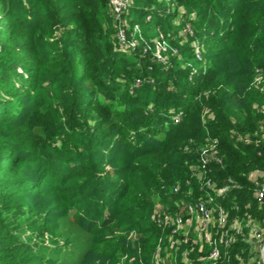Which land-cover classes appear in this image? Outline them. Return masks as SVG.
Returning a JSON list of instances; mask_svg holds the SVG:
<instances>
[{
	"label": "trees",
	"instance_id": "trees-1",
	"mask_svg": "<svg viewBox=\"0 0 264 264\" xmlns=\"http://www.w3.org/2000/svg\"><path fill=\"white\" fill-rule=\"evenodd\" d=\"M63 1L0 0V264H45L47 251L28 234L31 220L20 216L31 196L44 189L64 199L72 196L66 201L72 208H86L82 218L63 212L49 218L63 242L50 257L53 264H86L92 257L106 264L117 245L134 264H186L185 249L190 264H206L199 260L205 247L201 253L199 244L171 247L169 230L148 218L154 214V196L164 205L163 213H176L204 193L226 187L221 197L230 222L245 219L244 213L254 222L264 221V206L254 197L249 176L256 170L264 174V139L257 144L242 140L259 121L244 91L250 79L248 58L257 48L248 45L244 55L235 54L232 46L242 39L241 28L235 40L220 47L230 38L235 4L246 0H172L173 11L158 5L159 0H132L126 17L154 36L172 23L180 5L207 18L206 33L194 31L199 47H207L202 59L193 48L183 59L173 56L169 65L155 61L151 51H118L116 41H103L96 14L110 11L109 0H66L86 17L78 30L61 31ZM186 16L179 29L187 22L192 26ZM44 30L60 35L42 41L36 34ZM257 67L264 70V61ZM43 72L55 85L52 91L44 88L46 100L33 99ZM215 88L217 95L205 97ZM209 113L215 114L212 120ZM56 119L65 141L71 142V136L78 140L58 152L43 147L57 143L50 130ZM205 149L210 157L203 159ZM123 152L128 163L109 168ZM29 157L41 165L34 175L24 173ZM194 170L212 187L205 190ZM17 200L28 203L25 210ZM121 201L127 206L121 208ZM132 210L145 216L134 221ZM124 212L137 238L120 244L118 236L109 234ZM160 239L162 251L155 260ZM230 249L232 263L236 256L246 259L247 243L237 241Z\"/></svg>",
	"mask_w": 264,
	"mask_h": 264
},
{
	"label": "rangeland",
	"instance_id": "rangeland-1",
	"mask_svg": "<svg viewBox=\"0 0 264 264\" xmlns=\"http://www.w3.org/2000/svg\"><path fill=\"white\" fill-rule=\"evenodd\" d=\"M132 0H129V6L132 3ZM62 4H66V12L64 13L65 16L61 20L62 26L61 31L68 30V31H74L78 30L79 24L83 21V19L86 17L85 14L79 13L77 5L74 3H70L69 1L66 2L64 0ZM158 5H161V7L164 9L173 11L176 7L174 2L172 0H159ZM129 6L123 11V13L119 16V18H116L113 12V9L111 5H109L110 11L106 12L104 14L97 13L96 18L98 20L99 26L101 27V30L99 31L100 37L103 38V41H108L110 39L116 41V49L118 51L123 52H129L132 49L140 48V54L145 55L149 51H151V55H153L154 60L160 62L163 65H169L170 60L173 56H177L180 59H183V57L187 54V52L191 49L199 48V43L197 40V37H195V33L198 31H204V25L207 21V18H205L203 15H198L197 10L193 9H185L181 5L177 8L178 14H176L175 18L172 20V23H167L163 25L162 29L157 30V33H155V36L150 32L149 34L145 33V30L142 29L138 24H131L129 19L126 17L128 12L130 11ZM236 13H234L231 17V27L232 30L230 34V38L227 40V42L220 46L222 49H225L227 45H229L233 40L236 39V36L239 34L237 33V29L241 28L244 30V34L239 35L242 36V39L239 42H235L236 44L232 46V49L235 52L237 56L244 55V52L246 51V48L248 45H254L257 48V52L253 55L249 56L250 64V70L249 75L250 79L247 81V88L244 90L245 93L249 96L250 101V113L253 114V112H256L257 115H259V121L257 124V128L255 127L251 134L249 135H243L244 140L246 143H254L257 144L259 142V138L264 139V115L262 114V106H264V70L257 67V65L264 61V0H246L241 1L238 4H235ZM186 15H190V18L192 19V26H190L189 22H187L183 27L179 29V24L184 20V17H187ZM246 15V17H244ZM220 19V18H219ZM118 24H123L126 32H125V42L130 45L129 43H134V45L129 46L132 48H123L122 45L117 42L116 39V27ZM188 26L191 30L190 33L185 32V26ZM162 31H165L166 34H163ZM98 33V31H97ZM206 33V32H205ZM60 33L58 31H54L53 34L47 31H41L36 34L37 37L41 38L42 41L50 42L52 41L53 37H58ZM162 36V39L160 38ZM163 42V44H161ZM161 44V45H159ZM163 47V49L161 48ZM203 47V48H202ZM202 49H204V52H207L206 45H203ZM263 51V52H262ZM225 54V51L221 50V56ZM195 55V52H194ZM159 56V58H157ZM220 56V57H221ZM208 61H211L209 58ZM215 63H218V61ZM218 65V64H216ZM222 64L219 66L221 67ZM252 73V74H251ZM140 83V82H139ZM138 83V84H139ZM136 84V82H135ZM136 84V85H138ZM55 85L54 81H51L46 78V73H41L40 80L38 84V90L34 93L32 96L33 99L36 98H45L43 95L44 88H49L50 91H52L53 87ZM217 89L215 88L213 91L209 90V92L205 93V97H208L210 95H217ZM55 91V90H53ZM47 98H45L46 100ZM251 99V100H250ZM208 112V111H207ZM208 116L209 119H213L215 114L209 113ZM60 121L57 119L52 121L51 123V133L52 135H55V138H57V143L54 145L50 143H45L43 145L44 149L47 150H53V151H60L63 150L66 146H73L72 144L75 143L77 140V136L74 137L76 140L73 139V136L69 137L68 139L71 141H65V136L62 134V131L60 130ZM251 135L255 137V139L251 138ZM72 139V140H71ZM254 141V142H253ZM35 143V142H34ZM79 145V143L77 144ZM80 148V147H79ZM77 152V151H76ZM203 159L206 158L207 153H201ZM124 161V164L128 163V157L126 154L120 153L118 155V158L113 163L109 164V168H115L118 166H122V163ZM104 163V161H102ZM107 165V164H103ZM24 173L34 175L35 173L31 172H37L39 168H41V165L37 162H35L34 158H27L25 160L24 165ZM202 172H204V168L202 166H199ZM198 175L199 182H202L203 179V173L200 171L194 170V174ZM254 174L262 175L263 173L261 171H252L250 172L249 176L252 177ZM78 180H74L72 183H75V185L78 184ZM188 182V183H186ZM43 184L46 183V180L42 182ZM203 185V184H202ZM184 186L190 187L191 182L189 180H185ZM179 191L180 186L177 185L176 187ZM200 191L202 192V188L200 187ZM210 197L211 199H214L217 197V192H208L204 193L203 197ZM72 197V196H71ZM69 198H63L61 196V193L56 192V190H50L49 192H46L44 189L43 191L35 192L33 196L30 198V207L28 209L25 208L26 205H28L27 202L24 200H17L19 204H21V207L24 208L25 212L23 215H20L23 217V219H26L24 221H30V227L28 228V234L30 237H33L34 240L39 243L45 251H47V254H44V263L45 264H53V260L51 258H54L56 254L53 253L54 249L62 248L63 242L60 240V238L54 233L53 228L55 227L54 220H49L51 216L55 213H65L66 215H70L77 218H82L86 214V208L82 207L81 204L78 206H75L72 208V206H68L69 203L66 201ZM80 202H83L82 199H77ZM126 201H121L119 205H121V208L125 207ZM127 206V204H126ZM184 206V205H183ZM182 206V207H183ZM165 209L164 205L161 204L159 198L156 196L153 197V211L154 214L151 216V220L156 221L154 218H161V216L164 214L163 210ZM33 213V215H32ZM167 213V212H165ZM125 216L119 215L117 217L116 224L113 226V231H110L109 235H116L119 237L120 244L123 241H131L137 238L135 230L131 227V225H128L125 223V217L127 218V215L129 216V213H125ZM131 215L134 221H137L138 219H141L145 216V213H139L136 210L131 211ZM19 216V217H20ZM47 219V224H46ZM250 220V219H248ZM21 221V220H20ZM251 221V220H250ZM16 222V220H15ZM253 221L247 222L246 219L242 220V228L244 229L246 226L252 224ZM147 223V222H146ZM256 225H254L253 229H259L263 230L264 228V221L258 223L254 222ZM193 226L191 227L190 232V238H191V244L194 242L197 243L196 235L193 232ZM162 240H158L155 244L156 250V257L158 253H160L162 250L160 244ZM194 243L195 245H197ZM194 246V245H193ZM118 247V245H117ZM114 250L109 260H107L106 264H134L133 258H130L128 255L123 254L122 250H118V248ZM51 257V258H50ZM167 257V256H166ZM171 259H173L172 256ZM168 257V258H169ZM94 257L90 259L89 262L86 264H100L96 261H94ZM154 260V259H153ZM184 261V260H183ZM230 262H232L230 260ZM173 263V260H172Z\"/></svg>",
	"mask_w": 264,
	"mask_h": 264
},
{
	"label": "built area",
	"instance_id": "built-area-1",
	"mask_svg": "<svg viewBox=\"0 0 264 264\" xmlns=\"http://www.w3.org/2000/svg\"><path fill=\"white\" fill-rule=\"evenodd\" d=\"M116 18L123 13L129 6V0H109ZM116 39L123 48H132L134 43L125 42L126 29L123 24H118L116 27ZM185 32L190 33L191 30L186 25ZM162 39V36H160ZM163 44V42L161 43ZM159 44V45H161ZM163 49V47L161 46ZM195 57L198 60L202 59V48L195 49ZM159 58V56H157ZM140 81L136 80V84ZM262 114L264 115V106H262ZM175 122L178 118L174 119ZM206 149L202 151L205 153ZM202 168H204V163ZM254 183L253 195L257 202L264 206V174H255L252 176ZM188 183V182H186ZM205 190L212 187L209 181L203 183ZM226 187L213 190L217 192V197L211 199L210 197H198L195 201L185 204L179 208L176 213H164L161 218L156 219L155 222L164 225L169 230L170 246L178 247L181 244L191 246L190 230L194 224L193 232L196 235L197 243L199 244V252L205 247L207 252L199 256L200 261H205L206 264H264V229H253L254 221L252 224L242 228V220L234 219L229 221L230 213L225 208L224 198L221 197ZM178 189L174 188L176 192ZM235 210L236 208L233 207ZM232 209V210H233ZM247 222H251L249 214L243 215ZM250 219V220H248ZM264 228V227H263ZM237 241H243L248 244V253L246 259L236 256V262H230V248L234 246ZM190 251L185 249L182 253V259L186 264H190L188 254Z\"/></svg>",
	"mask_w": 264,
	"mask_h": 264
}]
</instances>
